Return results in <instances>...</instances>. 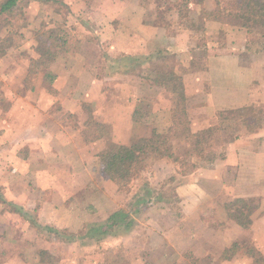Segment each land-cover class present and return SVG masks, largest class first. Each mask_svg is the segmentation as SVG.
Listing matches in <instances>:
<instances>
[{"label":"crops","instance_id":"0c3cea01","mask_svg":"<svg viewBox=\"0 0 264 264\" xmlns=\"http://www.w3.org/2000/svg\"><path fill=\"white\" fill-rule=\"evenodd\" d=\"M260 1L264 4V0ZM31 4H34L35 9L24 8L19 13L20 16H26V21H28L20 26L22 27L20 31L25 34L20 36L21 44L26 50L38 47L40 41L37 33L42 28L30 21L31 17L28 18L30 15L41 17L50 15L56 22L45 28L49 32H73L74 27L58 28L59 21L57 20L61 16L76 19L84 29L78 26L77 32L90 33L92 38H85V40L91 43H86L91 47L93 43H97L94 44L97 48L111 47L114 45L112 40L115 37L117 40L121 38L119 35L121 31L116 25L122 23L120 19L123 14L132 17L131 27L140 26L144 32L152 35L154 31H159L157 28L152 29L150 25L144 24L143 15L151 9V5L147 3L143 5L141 1L140 3L135 2L136 8L129 6L130 9L126 7L124 0H32ZM58 4L61 7L57 6ZM211 10L216 11V7ZM245 11L246 8L241 13ZM261 11L264 10L258 9L257 19L254 17L255 13H249L250 22L242 18L238 19L242 21L240 24L226 23L222 26L212 20L208 22L209 33L215 35L221 29L230 33V36L238 34L240 48L243 50L249 42V32L254 30L259 34L264 33V12ZM236 14L237 12H233L230 17H235ZM255 19L256 23H254ZM115 32L116 35L112 34ZM133 33L135 34V31L130 32V35ZM189 36L180 34L175 38L177 47L183 49L180 51L182 55H185L190 46L193 47L189 45ZM137 38L131 37L127 48L117 45L116 50L126 52L128 48L133 47L134 49L126 53L136 54L134 50H137L139 44H143L139 43ZM63 39L64 37L59 38L60 43L68 45L67 39ZM210 49L213 51V46H210ZM98 53L99 56L95 60L87 56L80 58L82 62L96 65L95 69L86 67L82 71V77L92 75L90 85L88 84V88L86 87L81 93L85 97L86 105H80L75 99L68 100L67 98L58 103L55 97L53 100L56 101L46 104L47 99H51L52 95L70 96L72 93L76 96L70 88L71 78L66 69L61 70L60 74L51 71L45 75L40 72L35 76L37 82L43 80L42 84L47 85L43 89L33 86L30 92L25 91L20 95L18 92L22 89L21 84L28 79V69L23 65H26L28 61L41 63L44 57L35 52L33 60L20 56L11 63L17 67L13 77L14 87L11 90L3 89L8 105L0 103V264H40L38 259L40 254L35 252L33 257L29 256L32 253L28 251L29 247L26 248L24 245V240L28 238V235L33 238L32 245L35 243V237L39 238L41 229L34 227L35 223L59 230L66 228L68 222L80 216L81 220L88 221L89 228L104 224L114 214L122 211L113 210L112 215L104 217L105 200L112 198L111 195H105L106 184L110 186L107 189L114 192L113 195L119 193V189L114 187L115 184L111 179L105 180L106 173L102 162V155L109 152L108 150L111 149L109 144L112 143L106 137L88 140L84 133V128L87 129V121L81 125L78 115L80 110L87 106L93 107L94 113L99 114L105 100L104 82L100 78H103L105 71L103 67L109 62L106 53L102 51ZM117 54L119 53H116L118 61L120 55L117 56ZM219 55L213 57L211 62L223 65L231 62V64H236L234 65L236 68L240 65L241 72L239 76L237 75V79L240 80V86L247 89L246 95H249V89L252 88L249 81L255 80L253 75L250 76L252 71L250 73L248 66H244V63L241 65L233 53L225 52ZM59 57L62 56L54 53L47 62L50 65L60 64L62 61L73 62L72 58L70 61L67 56L62 57L63 59ZM117 61L116 64H118ZM99 65L103 67L100 68ZM218 68L221 72V69H224L223 66ZM218 68L216 71L219 70ZM228 72L229 70L225 69L221 73L222 80H225ZM47 79H50L51 84L46 82ZM195 79L200 80L196 75ZM225 86L226 88L222 87L224 91H217L222 96L219 101L216 99L219 97L217 92L212 93L213 96L208 94V97H211L208 106L200 104V107H194L193 111L206 114L208 112L217 114L224 111L226 118L233 116V110L237 108H242V114L248 112L250 108L244 102L245 100L238 107V99H231L233 93L228 98L223 97L230 92L229 86ZM198 89L193 90L191 94L193 98L200 92ZM10 94H15L16 97L7 99ZM236 94L238 95L234 92V95ZM241 94L243 93H239ZM30 95L33 99L29 98ZM42 97L45 101L41 100ZM35 99L37 100L34 104L30 103ZM55 104L58 105L56 109H54ZM115 111L116 109H112L113 115ZM52 112L60 113V118L55 121L56 124L52 121L56 114ZM259 113L260 115L255 114L253 118L260 120V131L232 141L228 153L222 157L223 160L216 162L212 168H199L187 174L188 176L184 177V181L178 186L163 187L161 195L157 197H152L155 194L152 187H146L143 195L139 191L141 195L138 199L146 200L145 204L140 207L146 208L149 205L143 212L144 215L138 216V219L136 216L133 217L132 213H128V216L124 217L126 220L118 219L120 223L130 224L127 230L117 225L115 230L94 239L76 238L77 240L68 242L70 245H75L77 249L78 247L83 248L81 250L95 248L83 253L89 252L82 263L77 257L80 251L74 248L71 256L59 264L66 262L107 264L106 256L109 261H113L115 255L117 262L123 259L122 264H254V257L250 255L249 250L252 246L264 257V110H259ZM67 117L77 118L80 127L78 121L75 120L72 127ZM116 121L121 124L123 121L121 115L116 114ZM98 122L105 126V119H100ZM114 126L116 127V123ZM123 126H127L125 122ZM110 127L112 128V125ZM69 128L73 129V134L65 131ZM204 128L206 126H196L197 132ZM127 139L124 142L116 141L118 144L128 145L129 137ZM234 160H236L235 164ZM160 161L163 162L160 165L168 173L172 166L171 163L164 159ZM249 165H252V169L248 168ZM241 169H245L243 176H246L248 172L247 178H241ZM99 173L104 180L100 187H95L94 178L90 181L89 176L93 177ZM211 184H213L212 190L209 188ZM238 191L243 194L235 200L228 199L229 194L236 195ZM170 192L174 196L173 199L169 197L170 195L167 196ZM91 195L96 196V201L89 200ZM134 197L136 198V195ZM138 199H135L133 207H136ZM80 207L84 208L81 210L82 213L79 212ZM17 209L22 210L25 215ZM66 214L67 217L72 218L62 220L61 215ZM97 216H100L101 220L94 222ZM103 218L106 219L103 220ZM74 223H77V220ZM36 245H39L38 241ZM101 247L104 249L101 250ZM115 249L116 253H114Z\"/></svg>","mask_w":264,"mask_h":264},{"label":"rangeland","instance_id":"374dc122","mask_svg":"<svg viewBox=\"0 0 264 264\" xmlns=\"http://www.w3.org/2000/svg\"><path fill=\"white\" fill-rule=\"evenodd\" d=\"M124 1L128 8L129 6H135L136 8L137 4H135V2L137 1L138 3H140V1L141 3L143 2V5H146V3L151 5V9L148 10L147 13H145L146 10L143 11L145 13L143 15V22L144 24L150 25L152 29H159V31H154V35H152L144 32V29L140 26L136 25L135 27H131L130 23L132 17L123 14L122 19H120L122 23L116 25L121 31V33H119L121 38L119 40H117L116 37L114 40L111 39L114 44L111 47L97 48V45H94L97 43H93L92 47L90 44L87 45L86 43L90 41L87 39L85 40V38H92L90 33L86 31L77 32V27H81V25L76 19L71 17L64 18V16H61L58 17L57 20V22L59 21L57 25L58 28L64 26L66 28L74 27L73 32H60L54 30V32H49V30L45 28L53 22H56L50 15L47 17L30 15L28 17H31L30 21L42 27L37 33L38 35L36 34L39 36L40 41L38 42V47L30 50H26L21 44L20 36L25 34H22L20 31L22 28L20 26L26 24L28 21H26V16H20L19 13H21L20 10L24 8H30L29 10L35 8L33 7L34 4H31L32 0H26L24 2L19 1L20 3L11 13L0 18V103L6 104V97L4 96L3 89L7 88L11 90L14 87L13 83L15 80L13 77L17 71V67L11 64L12 61H16L20 56H25L28 60L30 58L32 59L36 52L43 55L44 61L41 63L28 61L26 65H23L28 69V79L21 84L22 89L18 93L21 95L24 94L25 91L30 92L33 86H39L43 89L47 84H42L43 80L37 82L35 78L40 72L45 75L51 73V71L60 74L61 70L64 71L66 69L69 73L68 76L71 78L70 88L73 89L72 92L76 93V96H73L72 93L70 96L52 95L51 99H47L46 104L56 101L55 99L53 100L55 97L58 99V103H61L64 98H67L68 100L75 99L80 105H86L84 102L85 97L81 93L84 92L86 87L88 88V84L90 85L92 75L89 74L90 76L88 77H82V71H84L86 67L95 69L96 65L82 62L80 58L87 56L95 60L96 57L99 56V51L106 53L109 63L104 67L102 65L98 66L100 68L103 67L105 70L103 72V78H100V80L104 82L105 100L104 103H102L103 106L99 114L94 113V108L91 106H87L85 109L82 108L78 114L80 116L81 125H84L87 121V129L84 128V133L86 137H88L87 139L95 140L106 137V139L112 143L109 144V148H111L107 153L109 156L114 155L120 147H131L142 142L143 147L145 142H153L157 140L158 137H161L168 141V145H166L165 148L170 147L174 155L171 159L163 158L164 160H168L173 166L170 167L171 170L169 169L168 173H166L164 168L160 165L163 163L160 161L162 158H159L158 154H156L152 157L150 156L147 160L146 163L148 167L141 168L134 179L128 182L124 187H119L113 182L115 184L114 187L119 189L118 194L113 195L114 192L108 190L107 187L110 186L106 184L105 195H111L112 198L107 199L105 197L104 217L112 215L111 212L113 210L118 211L119 209L127 213H132L133 217L136 216L139 219L138 216L144 215L143 212L147 210L149 205H147L146 208L144 206L143 208L139 207V209L132 205L136 201L135 199L139 198L141 193L142 195L145 193L146 187H152L155 192L152 197H157L161 195L163 187L178 186L184 181V177L188 176L187 174L199 168H212L216 162L223 160L222 157H225L228 153V148L231 147L232 141L236 139L240 140L242 137L251 136L253 135L252 133L260 131V120L258 121V119L253 118V116H255V114L260 115L259 110H264V33L259 34L254 30L249 32V42L248 44L246 43L243 50L240 48V38L238 34L230 36V33H226L221 29L218 30L215 35L209 33L208 22L212 20L222 26H225L226 23L240 24L242 22L233 16H228V13L236 12L234 6L239 3V0ZM133 3L134 5H132ZM57 6L61 7L59 4ZM215 7L216 11L213 12L211 9H215ZM181 11H183L184 15L180 17L178 12L180 13ZM134 18L135 17H133V19ZM137 18L139 19V17ZM81 29L84 30L82 27ZM132 31H135V34L133 33V35H130ZM112 34L116 35V32ZM145 34H147V36ZM180 34L190 35L189 45L193 46L189 47L185 55H182L180 52L183 49L177 47L175 44V38ZM60 37L66 38L68 45L60 43ZM131 37H136L139 43H143L139 44L137 50H134L135 53L137 52L136 54L126 53L128 50L134 49L133 47L128 48L126 52L116 50L117 45L118 47L121 45L123 48H127ZM23 39L25 40V36ZM210 46H213V51L210 49ZM117 52L119 53L117 56L120 55L118 61L116 60ZM225 52L230 54L233 53L234 56H237L241 65L244 63V66H248L250 73L252 71L250 76L253 75L255 80L249 81L252 86V88L249 89V95H246L247 89L240 86V80L237 79V75L239 76V72H241L239 68L240 65L236 68V66H234L236 64H231V62L226 65L211 62L213 57L220 56L219 54ZM54 53H58V56L62 57L67 56L70 61L72 58L73 62L67 63L62 61L60 64L53 63L50 65L47 60L50 56H53ZM120 58L123 59L120 60ZM116 61L118 64H116ZM220 66L224 68L221 69L222 72L218 68ZM217 68L219 70L216 71ZM225 69H228L229 72L225 80H222L221 73H223ZM100 73L102 74V72ZM195 75L198 76L200 80H194ZM50 79L46 81L48 84H51ZM225 85L229 86L230 92L223 97L228 98L230 97L229 95L233 93V98L231 99H238V107H240L245 100L244 102L247 103L248 108H250L248 112H244V114L248 115L247 117L242 114V108L233 110L234 115L227 118L224 111L217 114L214 112H208L207 114L203 112L195 113L193 111L194 107L199 108L200 104H202V106H204V104L208 106L211 99L210 96L208 97V94L224 91L222 87L226 88ZM196 88H199L200 92L193 98L191 94ZM234 92L238 93V95H234ZM239 93L243 94L239 95ZM217 95H219L218 98H216V95L214 97L219 101L222 96H220L218 92ZM14 97H16L15 94H10L7 99H12ZM32 97L33 96L30 95L29 98L33 99ZM36 100L37 99L34 101L31 100L30 103L34 104ZM41 100L45 101V98L42 97ZM88 103L91 104L90 102ZM56 107H58V105L54 106V109H56ZM112 109H116L115 115H113ZM52 113L56 114L54 112ZM116 114L121 115L123 120L121 124L119 121H116ZM59 118L60 113L56 114L52 121L55 123ZM96 119H105V126H102ZM74 120L78 121L77 118L73 119L72 117H67V121L72 127L74 125ZM124 122L127 126H123ZM77 123L80 127L79 121ZM115 123L116 127L114 126ZM208 124H210V126H208ZM110 125H112V128ZM196 126H206V128L197 132L198 129H196ZM65 131L69 134H73L72 128L66 129ZM128 137V145L118 144L117 141H127ZM254 147H257V145H254ZM137 153L138 155L140 154L139 151H137ZM235 162L236 160H234V164ZM248 168L252 169V165H249ZM240 173L241 178H247L248 172L246 176H243L245 169H241ZM74 178L77 179V177ZM93 178L96 185L95 187H100L104 177L100 175V173L98 175H93V177L92 175L89 176L90 181ZM108 179L110 180L109 175L105 174V180ZM212 185L213 184L209 187L211 190ZM139 191H141V193ZM242 194L243 193L240 191H238L236 195L234 193L231 195L229 194L228 199L235 200ZM135 195L136 198L134 197ZM167 196L172 199L174 198L172 192ZM89 200L91 202L96 201V196L93 197L91 195ZM83 209L84 208L80 207L79 212L82 213L81 210ZM65 216L61 215V219L67 220V218H72L69 216L67 217V214ZM104 219L106 218H103V220ZM75 220H77V223H74ZM100 220L101 217L97 216L94 222ZM88 224V221L81 220L79 216L78 218L72 219L71 222L66 224V228L59 229V231L67 236L75 235L79 237L88 229ZM75 229H77V231H73ZM39 233V238L35 237L34 245H32L33 238L30 235H28V238H25L24 245L26 248L29 247L28 251L32 253L29 256L33 257L35 252L40 254L38 257L40 264H59V262L71 256L72 252H74V248L77 249L75 245L68 244V241L66 239H61L60 236L43 230H40ZM37 241L39 245H36ZM94 248L95 247H92V249H90L93 250ZM81 249L83 248L78 247L77 249L80 251L77 255L80 263H82L86 255L91 251L86 248L89 252L83 254L86 250ZM102 249L104 248L101 247V250ZM114 253H116V249ZM106 255H108V253H106ZM77 257L74 258L77 259ZM106 261L107 264H122L123 259H119L117 262L115 255V259L109 261L106 256ZM64 264L71 263L66 262ZM259 264H264V262Z\"/></svg>","mask_w":264,"mask_h":264},{"label":"trees","instance_id":"16d2710c","mask_svg":"<svg viewBox=\"0 0 264 264\" xmlns=\"http://www.w3.org/2000/svg\"><path fill=\"white\" fill-rule=\"evenodd\" d=\"M20 0H0V18H2L4 15L11 13L17 6ZM187 3V1H186ZM143 4V2H142ZM235 11L237 14L235 15V18L237 19H245L248 20V22L251 21V15L249 13H255L254 17L257 19L258 14H256L259 10H264V4L261 3L260 0H239V3L234 6ZM246 8V11L244 13H241L242 10ZM220 12V11H219ZM264 12V11H261ZM260 12V13H261ZM231 13L228 14L230 16ZM180 17L183 16V11L179 13ZM256 19L254 23H256ZM142 143L138 145H133L131 147L125 146L120 147L114 155H102V162L103 167L105 170V173L109 175L110 179L115 182L119 187H124L128 182L134 179L136 174L141 168H147V160L150 158V156H154L158 154L159 158H167L171 159L173 158V153L170 149V147L165 148L166 145H168V141L164 138L158 137L157 140L148 141L142 147ZM139 151V155L137 153ZM146 200L138 199L136 202V208L139 209V207L142 204H145ZM137 209V211H138ZM18 212H20L22 215H25L22 210L17 209ZM128 213L124 211H120L116 214H114L111 218H109L108 221H106L102 225H96L88 228L85 234L78 236L71 235L67 236L64 233H61L59 230H56L49 226H44L38 223L33 224L34 227L40 228L41 231L49 232L51 234H55L57 236H60L61 239H66L68 242L81 239V240H87V239H94L97 236L105 235L113 230L116 229L117 225L121 226V229L127 230L130 226L127 222H118V219L120 220H126L124 217H127ZM62 235V236H61ZM77 238V239H76ZM250 255L254 257V264H259L261 262H264V257L260 253H258L254 247H250ZM43 255V254H42Z\"/></svg>","mask_w":264,"mask_h":264}]
</instances>
